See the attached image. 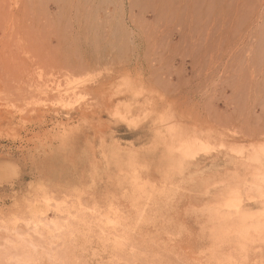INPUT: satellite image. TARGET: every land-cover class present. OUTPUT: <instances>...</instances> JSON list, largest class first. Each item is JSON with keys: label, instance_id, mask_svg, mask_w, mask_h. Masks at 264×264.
<instances>
[{"label": "rangeland", "instance_id": "rangeland-1", "mask_svg": "<svg viewBox=\"0 0 264 264\" xmlns=\"http://www.w3.org/2000/svg\"><path fill=\"white\" fill-rule=\"evenodd\" d=\"M152 1L0 0V264H264V0Z\"/></svg>", "mask_w": 264, "mask_h": 264}, {"label": "bare ground", "instance_id": "bare-ground-1", "mask_svg": "<svg viewBox=\"0 0 264 264\" xmlns=\"http://www.w3.org/2000/svg\"><path fill=\"white\" fill-rule=\"evenodd\" d=\"M155 1V0H154ZM154 1H152V2H154ZM126 2H127V5H128V7L129 8H131V9H133L132 8V6L134 5V2H133V0H121V5H122V7L124 8V6L126 5ZM144 2H145V0H144ZM155 2H157V4L158 3H160L161 4V1L159 0H157V1H155ZM162 2H163V0H162ZM145 4V3H144ZM156 4V3H155ZM163 4V3H162ZM161 4V5H162ZM145 9V8H144ZM130 11V10H129ZM157 11V10H156ZM254 207H256L255 205H253V206H249V208H242V207H237V213L239 214V216H242V214H246V213H248V214H250L251 212H250V209L251 208H254ZM254 210V209H253ZM252 215V214H251Z\"/></svg>", "mask_w": 264, "mask_h": 264}]
</instances>
